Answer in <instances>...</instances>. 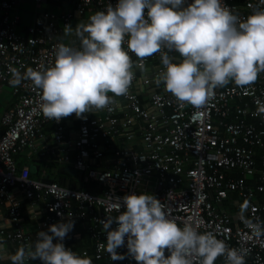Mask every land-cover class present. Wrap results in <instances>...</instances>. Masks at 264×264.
I'll return each instance as SVG.
<instances>
[{"label":"built area","instance_id":"2783aa9c","mask_svg":"<svg viewBox=\"0 0 264 264\" xmlns=\"http://www.w3.org/2000/svg\"><path fill=\"white\" fill-rule=\"evenodd\" d=\"M20 1L0 0V91L14 96L0 109V203L18 226L23 200L47 212L34 233L0 231L22 247L14 259L33 264L56 238L55 264H264V0H64L74 9L25 32L10 13ZM179 7L204 13L206 31L182 36ZM89 10L119 16L64 44ZM88 82L93 101L78 97ZM24 151L73 163L95 190L31 177ZM78 224L92 249L77 248Z\"/></svg>","mask_w":264,"mask_h":264},{"label":"crops","instance_id":"0c3cea01","mask_svg":"<svg viewBox=\"0 0 264 264\" xmlns=\"http://www.w3.org/2000/svg\"><path fill=\"white\" fill-rule=\"evenodd\" d=\"M35 0H21L10 12L12 16L18 15L20 17L19 25L17 26L18 30L25 32L26 28L30 26L36 18H39L44 11H54V12H66L74 9V4L72 2H67L64 0H44L42 3L46 2L47 5L53 7L49 9L46 6L42 7L41 4L36 5L32 4ZM30 7V8H28ZM3 15V12L0 11V18ZM119 14L116 10L111 11L108 14L99 16V21L96 20L98 17V12L96 10H89L84 15H78L73 19L72 26L69 29H65L63 34L60 36L64 44H69L72 38H85L87 40H94L100 37L106 30H108L111 24L118 18ZM198 19L199 21H195ZM176 20L177 24L180 26L181 35L188 38H195L200 33L206 31V20L204 13L199 16H192L187 11L182 8L176 9ZM86 26L87 30L83 31L82 28ZM93 33V34H92ZM194 62H192L193 64ZM182 63L179 61L175 63L174 70H176ZM154 68L153 64L148 65L146 68L137 69V90L140 94H149L151 92L149 86L145 83L144 77L148 76ZM89 90H84L80 88L78 90L79 98H87L91 101L95 100V86L89 84ZM119 94V92H115ZM14 102V96L9 87H4L0 91V109L10 106ZM69 124H73V130L69 133L71 135L76 134L77 122L70 120ZM71 128V126L69 127ZM47 130H51V126L47 127ZM50 139V135L48 134ZM27 151L22 152L18 157V163L23 167V170H28L34 173L36 176L34 178L43 179L48 172V169H51L54 173L60 169L63 173H67L65 184H73L72 187H77L78 182H81V175L74 169L73 163H70L67 166L58 164L55 161H52L51 158L41 161L39 158H34L33 160L29 159ZM29 159V160H28ZM27 161V162H26ZM29 161V162H28ZM39 166L36 171L32 169L31 166ZM28 166V167H25ZM46 166V167H45ZM25 167V168H24ZM52 172V174H53ZM50 178V177H47ZM53 179V178H50ZM58 182V181H57ZM61 184V183H60ZM63 185V184H62ZM85 184H82V188H85ZM16 196H20L19 191L14 192ZM22 197V196H21ZM23 215L21 225H14L10 221L9 210L6 204L0 203V231L1 230H12L18 229L19 227L23 228L25 231H30L32 233L36 232L38 225L41 220L46 216V206L43 201L29 202L28 200H23L22 202ZM229 210L234 211L235 209L229 207ZM235 212V211H234ZM54 236V231L50 232ZM76 246L79 249L89 248L92 249L93 242L91 241L90 236L87 231L83 228L81 224H78L76 227ZM50 239V238H49ZM48 245L45 248H42L38 251L37 257L33 260V264H55L54 260L58 257L57 251V242L56 238H52L46 242ZM56 243V246L51 244ZM36 245V242L34 243ZM22 247L18 243H12L3 239L0 235V264H20L19 261L14 259V253L21 250ZM77 264H86L84 260L77 259Z\"/></svg>","mask_w":264,"mask_h":264},{"label":"trees","instance_id":"16d2710c","mask_svg":"<svg viewBox=\"0 0 264 264\" xmlns=\"http://www.w3.org/2000/svg\"><path fill=\"white\" fill-rule=\"evenodd\" d=\"M93 34V33H92ZM89 84H93L92 82H88L85 86H83V87H81L82 89H84V90H89L88 89V86H89ZM94 85V84H93ZM80 90V89H79ZM1 107V106H0ZM29 160V159H28ZM41 161H45V159H43V160H41ZM27 162V161H26ZM29 162V161H28ZM18 167H19V169L20 170H22V166L18 163ZM46 167V166H45ZM48 172L46 173V176L47 177H50V178H53V180L54 181H58L59 183H61V184H63V185H67V186H73V184H65V180H66V176H67V173H63L62 172V170H60V169H58L55 173L53 172V171H51V169H48L47 170ZM52 172H53V174H52ZM29 175L31 176V177H34V176H36L34 173H32L31 171H29ZM65 182H64V181ZM85 186V188L84 189H87V190H89V191H94L95 190V188H96V186H95V184H85L84 185Z\"/></svg>","mask_w":264,"mask_h":264},{"label":"water","instance_id":"95a60500","mask_svg":"<svg viewBox=\"0 0 264 264\" xmlns=\"http://www.w3.org/2000/svg\"><path fill=\"white\" fill-rule=\"evenodd\" d=\"M31 167H32V169H34V170L36 171V169H37L39 166H36V168H34V166L32 165ZM43 180L46 181V182H49V183L53 181V179H50V178H43ZM77 188H79V189L82 188V183H81V182H78V184H77Z\"/></svg>","mask_w":264,"mask_h":264},{"label":"rangeland","instance_id":"374dc122","mask_svg":"<svg viewBox=\"0 0 264 264\" xmlns=\"http://www.w3.org/2000/svg\"><path fill=\"white\" fill-rule=\"evenodd\" d=\"M32 4L36 5L37 3L34 1V2L31 3L30 6H32ZM41 6H42V7H45V6H46V7L49 8V9H53V7L50 6V5H47L46 2L42 3ZM28 8H30V7H28ZM195 21H199V20H198V19H195ZM25 167H28V166H25ZM25 167H24V168H25Z\"/></svg>","mask_w":264,"mask_h":264}]
</instances>
